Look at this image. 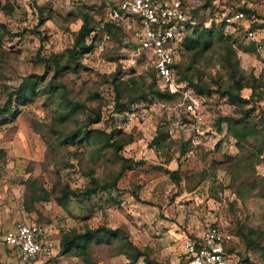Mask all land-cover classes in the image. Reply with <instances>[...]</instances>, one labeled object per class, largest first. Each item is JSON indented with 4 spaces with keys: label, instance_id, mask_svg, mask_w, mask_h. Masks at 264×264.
I'll return each mask as SVG.
<instances>
[{
    "label": "rangeland",
    "instance_id": "obj_1",
    "mask_svg": "<svg viewBox=\"0 0 264 264\" xmlns=\"http://www.w3.org/2000/svg\"><path fill=\"white\" fill-rule=\"evenodd\" d=\"M107 1L0 0V106L12 110L0 115V235L16 221H47L54 252L31 264H88L63 253L59 239L73 229L106 225L119 234L93 244L92 264H146L144 256L129 263L119 252L131 245L157 263L183 264L185 237L218 224L231 240L233 263L264 264V250L240 235L264 245V148L251 138L237 142L226 121L216 129L221 117H239L243 109L250 123L264 117V47L247 43L243 32L229 44L210 31L206 42L181 51L182 74L202 86L192 89L179 75L195 103L183 95L159 96L153 91L163 90L149 62L134 53L133 31L122 27L116 38L103 28ZM195 1L199 25L211 14L204 0ZM222 1L247 5L264 21V0ZM84 12L94 27L86 38L92 45L77 64L54 73L44 59L58 54L64 61ZM233 77L253 85V92L240 90L247 103L232 102L225 93ZM24 80L34 82L30 96L18 102L12 95L9 102V92ZM140 86L146 94L129 102V88L137 95ZM86 129L87 137L75 140ZM98 131L120 147L102 143ZM121 156L138 163L123 172L116 188L67 195L91 178L109 180ZM0 264H18L2 243Z\"/></svg>",
    "mask_w": 264,
    "mask_h": 264
},
{
    "label": "built area",
    "instance_id": "obj_2",
    "mask_svg": "<svg viewBox=\"0 0 264 264\" xmlns=\"http://www.w3.org/2000/svg\"><path fill=\"white\" fill-rule=\"evenodd\" d=\"M103 6L111 19L133 31L134 53L145 56L158 85L195 103L191 89L177 79L174 63L179 59L180 44L186 31L195 25L192 10L198 3L195 0H108ZM207 10L211 15L204 20L206 27H211L214 21L218 28L223 22V34L239 37V32H243L247 43L258 49L264 47L262 19L233 9L222 0H211ZM51 228L47 222L16 221L11 230L0 235V243L12 248L19 264L36 263L54 252L56 243ZM228 240L229 235L217 225L209 224L199 233L185 237L183 260L186 264H231L232 253L224 247Z\"/></svg>",
    "mask_w": 264,
    "mask_h": 264
},
{
    "label": "trees",
    "instance_id": "obj_3",
    "mask_svg": "<svg viewBox=\"0 0 264 264\" xmlns=\"http://www.w3.org/2000/svg\"><path fill=\"white\" fill-rule=\"evenodd\" d=\"M211 0H204V5L208 6L210 5ZM105 4V3H103ZM233 9H241L243 10L246 15H254V10L251 7H248L247 5H232ZM199 12V7L197 6L195 9L192 10L193 16H196ZM106 16V21L103 23V28L109 32L112 36L119 38L120 32L122 27H125L123 23H121L118 20L111 19L106 12H104ZM206 18H203L199 21V25L193 26L190 30H187L183 40L180 44V51H179V59L174 63V66L176 68V75L177 79L180 81L181 78L185 79L188 78V85L195 90H202V86L193 81L192 78L188 77L187 75L182 74L183 68H182V61H181V51L182 49L185 50H192L195 49L197 46H199L201 43L206 42L208 38V33L210 31H216L219 34V37L223 38L225 41H228L229 44H231V41H239L237 36L233 35H226L222 33V29L224 26V23L222 22L221 25L217 28L215 27L214 21L212 22L211 27H206L204 25V20ZM1 26L2 23H0ZM200 29L197 34L194 35V33ZM25 30V29H24ZM94 30V27L91 24V17L87 12H84L82 14V22L77 30L73 45L67 50L66 57L64 61L61 60L60 55L58 54H52L44 59L45 66L48 65V63H51L54 69V73L61 72L64 68L71 66L72 64H77L79 62V58L82 55V52L88 51L92 44H88L86 41L87 36L90 35V33ZM95 38V35H91L90 42L93 41ZM240 44V42H239ZM151 70V76L154 80L157 81V77L154 73L153 68L150 66ZM181 78L179 75H181ZM134 82V81H133ZM34 82L24 80L22 81L13 91H10L8 94V101L10 102L12 99V95L16 98L18 102L23 100L26 96H30L31 90L33 89ZM152 84V83H151ZM114 88L117 91H120V82H114L113 84ZM159 86V85H158ZM251 87L252 92L254 90L253 85L249 84L247 82L242 81V77H233L232 78V87L229 89L224 90L227 94L228 98L232 102H237L239 104L247 103V99L242 97L240 95V90L245 87ZM48 87L54 89L56 88V84H50ZM160 87V86H159ZM161 88V87H160ZM130 90L128 94V100L129 102H135L139 97L144 96L146 93L143 91L142 87H138V90H140V93L137 95H134L136 90L135 88H129ZM125 90V89H124ZM163 91H160L159 89H155L153 93L158 94L159 96H168L172 97L175 94L170 93L167 89H162ZM251 92V94H252ZM20 100V101H19ZM7 101V102H8ZM11 105L4 104L0 106V115L3 113H12ZM244 110V114H241L239 117H234L232 115L229 116H223L219 119L218 125L216 127L217 131H221L220 123L222 121H226L228 124V133H230L233 137L236 138L237 142L242 141L243 139L249 138L252 139L254 142V146L260 150V147L263 146L264 148V117L260 118V122L258 125L255 123H250L249 121V115H247V110ZM98 115L95 116V119L97 120ZM90 131V130H89ZM163 131L159 130L156 137H154V142L158 141L159 137L161 138V134ZM88 130L86 129L82 135H78L75 140H79L82 137H87ZM97 135V133H95ZM99 140L103 143L120 147V144H118L115 140H111V135L106 134L104 131H98ZM121 163L118 170H116L115 173L112 174L109 180H105L103 182L99 181L98 179L91 178L90 184L85 186L83 189H77V190H71V191H65L68 194L73 195H83V196H90L92 193L96 191L98 188L103 189H111L116 188L117 181L122 176L123 172L126 169H132L133 166L138 163V161H135L129 157L121 156ZM174 173V171H173ZM40 222H47V221H40ZM48 223V222H47ZM219 227V229L223 232V229L218 224H215ZM224 233V232H223ZM119 234V230L117 228H112L106 225H98L94 228L92 227H85L83 230L77 231V230H71L68 232H64L60 239V250L63 253L72 252L74 254L80 255L88 264H92V258L89 254V250L93 246L94 243L100 242V241H109L111 237H115ZM241 238L248 246H253L255 248L264 250V245L260 244V241L257 239H251V237L245 236L242 233H240ZM8 247V246H7ZM225 249L229 253H234V248L231 244V240L229 239L228 242L224 244ZM10 248V247H9ZM12 250V248H10ZM14 252V251H13ZM120 253H124L126 257L129 259V263H134L137 261L139 256H144V260L146 264H160L157 263L155 260L150 258L147 254H145L143 251H141L140 248L136 246H127L123 247L119 251ZM19 264V263H18ZM126 264V263H125ZM183 264H186L183 260ZM231 264H236L231 262Z\"/></svg>",
    "mask_w": 264,
    "mask_h": 264
}]
</instances>
